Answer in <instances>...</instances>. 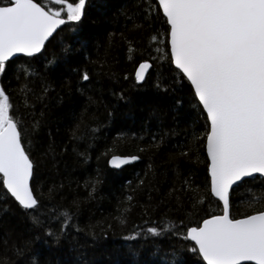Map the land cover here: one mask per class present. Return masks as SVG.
<instances>
[{
    "label": "trees",
    "instance_id": "trees-1",
    "mask_svg": "<svg viewBox=\"0 0 264 264\" xmlns=\"http://www.w3.org/2000/svg\"><path fill=\"white\" fill-rule=\"evenodd\" d=\"M157 4L91 1L40 53L6 62L0 86L26 132L42 201L26 212L0 189V264H166L162 255L180 244L185 264H205L185 232H147L163 224L181 230L222 207L205 184L206 115L170 62ZM143 60L152 67L137 82ZM114 154L139 160L114 169ZM253 177L230 191L233 217L264 209V177ZM62 211L71 221L61 231Z\"/></svg>",
    "mask_w": 264,
    "mask_h": 264
},
{
    "label": "snow or ice",
    "instance_id": "snow-or-ice-1",
    "mask_svg": "<svg viewBox=\"0 0 264 264\" xmlns=\"http://www.w3.org/2000/svg\"><path fill=\"white\" fill-rule=\"evenodd\" d=\"M56 4L51 8L36 0H0V74L14 54L32 57L58 26L80 21L86 0ZM157 8L168 26L170 62L190 81L194 98L206 113L205 184L222 207L220 214H209L190 227L181 223V230L173 231L163 224L147 232L159 236L166 231L178 239L185 232L183 239L194 244L191 251L207 264L243 260L264 264V210L239 218L230 211V190L255 173L264 176V0H158ZM150 67L148 60L141 61L135 80H145ZM80 78L87 81L88 73ZM156 87L167 90V82L158 81ZM12 111L9 95L0 86V189L26 212L35 211L42 196L30 183L34 162L22 143L26 136L22 122ZM136 159L114 155L109 163L119 166ZM61 216L62 231L70 225L71 215L62 211ZM184 249V244L174 246L162 259L166 264H185Z\"/></svg>",
    "mask_w": 264,
    "mask_h": 264
},
{
    "label": "water",
    "instance_id": "water-1",
    "mask_svg": "<svg viewBox=\"0 0 264 264\" xmlns=\"http://www.w3.org/2000/svg\"><path fill=\"white\" fill-rule=\"evenodd\" d=\"M157 1V3H158V0H156ZM161 12H162V10H161ZM65 25V24H64ZM64 25H60V26H58V28L56 29V30H54V32H53V34L49 37V39L48 40H46L45 41V45L47 44V42L55 35V33L61 28V27H63ZM45 45L42 47V49H41V51L44 49V47H45ZM168 47H169V53H170V45L168 44ZM38 54V53H37ZM21 55H24V56H26V54H23V53H17V54H14V57H12V58H9V60H11V59H13V58H15V57H17V56H21ZM34 55H36V54H34ZM33 55V56H34ZM150 62V61H149ZM139 64V63H138ZM150 64H151V67H152V63L150 62ZM173 64V63H172ZM173 66L176 68V66H175V64H173ZM138 67V65L136 66V68ZM151 67L147 70V72H146V74H145V78H146V76L148 75V72H149V70L151 69ZM136 68H135V70H136ZM177 69V68H176ZM182 74V73H181ZM183 75V74H182ZM186 78V77H185ZM187 79V78H186ZM144 81V80H143ZM189 83H190V81H188ZM190 85H191V83H190ZM193 91H194V89H193ZM197 100H198V98H197ZM201 107H202V105H201ZM205 113V112H204ZM205 115H206V113H205ZM205 152H206V148H205ZM115 156H121V157H125V156H136V157H138L137 155H123V154H114ZM114 155H111L109 158H108V165L111 167V168H114V169H120V168H122L123 166H125V165H127V164H130V163H133V162H135V161H138L139 160V157H138V159H136V160H129V161H126L125 163H122V164H119V166H116V165H114V164H111V163H109V161L111 160V157L112 156H114ZM207 155V154H206ZM30 159H32L31 157H30ZM254 175H259V176H262L261 174H259V173H255V174H253V176ZM1 176H2V174H1ZM262 177H264V176H262ZM245 179V178H244ZM31 181H32V179H31ZM31 181H30V183H31ZM231 191V190H230ZM10 194V193H9ZM11 196V195H10ZM216 199H218V198H216ZM262 210H264V209H262ZM220 214V213H219ZM249 214H252V213H249ZM216 215V214H215ZM246 215H248V214H246ZM240 217V216H239ZM239 217H233V218H239ZM201 258H202V260H203V257L202 256H200ZM203 262L205 263V264H207V262L206 261H204L203 260ZM242 263H252V264H257V262L256 261H251V260H243V261H238L237 262V264H242Z\"/></svg>",
    "mask_w": 264,
    "mask_h": 264
},
{
    "label": "flooded vegetation",
    "instance_id": "flooded-vegetation-1",
    "mask_svg": "<svg viewBox=\"0 0 264 264\" xmlns=\"http://www.w3.org/2000/svg\"><path fill=\"white\" fill-rule=\"evenodd\" d=\"M49 1V3H47L49 6L48 7H51V8H56L58 7V5L56 4V0H47ZM91 1H94V0H86V5L89 4ZM37 2V1H36ZM85 5V6H86ZM67 23V22H66ZM65 23V24H66ZM62 28V27H61Z\"/></svg>",
    "mask_w": 264,
    "mask_h": 264
}]
</instances>
